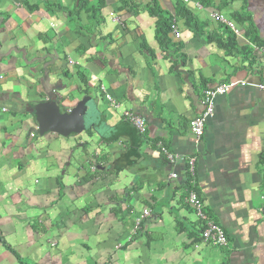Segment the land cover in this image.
<instances>
[{"label":"crops","instance_id":"0c3cea01","mask_svg":"<svg viewBox=\"0 0 264 264\" xmlns=\"http://www.w3.org/2000/svg\"><path fill=\"white\" fill-rule=\"evenodd\" d=\"M125 1L0 0V264H264V0ZM154 5L179 40L158 42ZM216 12L237 35L209 18ZM228 82L245 85L215 100L196 144L188 123L201 92ZM100 86L145 119L144 135ZM85 97L89 131L35 133L34 106L54 100L65 113ZM190 158L223 249L200 243L184 204Z\"/></svg>","mask_w":264,"mask_h":264},{"label":"built area","instance_id":"2783aa9c","mask_svg":"<svg viewBox=\"0 0 264 264\" xmlns=\"http://www.w3.org/2000/svg\"><path fill=\"white\" fill-rule=\"evenodd\" d=\"M184 3H187L188 0H182ZM209 18L217 23L225 25L230 29L235 35L237 32L234 30L231 23L224 20V18L219 13H211ZM114 22H117V19L114 18ZM169 33L175 40L180 39V34L176 28L175 22H171L169 26ZM245 84L242 82H228L223 84H218L212 87L204 89L200 94L199 106L201 107V113L192 119L188 123V132L193 136L195 143L199 144L203 134L205 123L213 117L214 114V102L217 98L223 97L232 91L235 88L243 87ZM260 90H264V82L258 85ZM100 93L102 94L104 100L110 106V108L120 111V116L122 122L129 125L139 136L144 135L145 133V119L131 111L122 110L120 105L113 101L110 96L106 93L103 86L99 88ZM59 98V96H56ZM37 133V130L35 131ZM31 138H34V134L31 135ZM158 151L161 155L164 156L167 163L173 167L176 163V156L167 151L162 145H158ZM194 158H190L187 161V173L190 177L191 186L195 182V171H194ZM92 172L95 171V167L91 168ZM170 180H176L177 175L175 173L169 174L168 177ZM184 204L188 206L194 213L196 219L202 224V229L200 232V243L204 246H210L212 248L223 249L227 246V239L223 229L217 225L214 221L208 219L204 214V206L200 198L193 191H185ZM144 217H148L149 213H143ZM139 222H136L134 231L138 230Z\"/></svg>","mask_w":264,"mask_h":264},{"label":"water","instance_id":"95a60500","mask_svg":"<svg viewBox=\"0 0 264 264\" xmlns=\"http://www.w3.org/2000/svg\"><path fill=\"white\" fill-rule=\"evenodd\" d=\"M94 107L93 100L83 98L70 111L62 113L57 101L51 100L32 108L38 135L53 134L62 138L80 135L91 128L87 115Z\"/></svg>","mask_w":264,"mask_h":264},{"label":"trees","instance_id":"16d2710c","mask_svg":"<svg viewBox=\"0 0 264 264\" xmlns=\"http://www.w3.org/2000/svg\"><path fill=\"white\" fill-rule=\"evenodd\" d=\"M197 1L199 2V4L201 6H211L213 0H197ZM228 1H230V0H228ZM120 2L123 5L127 4V2L125 0H120ZM102 5H103V3L100 1V3H97L95 8L91 10V14H92L93 18H95V19L98 18V13H99V10L102 7ZM148 14L150 16L156 17L159 20V23L157 25V30H156V37L158 39V42L160 44L167 43L166 37L169 33V26H170L171 21L173 19L170 17H166V15H164L162 10H160V8L156 5H154V7H152V9H148ZM176 16L178 18H182L184 20L185 25L188 28H190L195 35H198L197 29H196L198 27V23H197L196 18L191 13H189L183 6L178 7V9L176 11ZM235 17H237V16H235ZM229 36H230V33L227 37V41H230L233 43L234 42V36L233 35H231L230 37ZM183 187L186 191L193 189V191L199 197V195L196 191L195 185L191 186V184H190V177L187 173V168L185 169V178H184V182H183Z\"/></svg>","mask_w":264,"mask_h":264},{"label":"rangeland","instance_id":"374dc122","mask_svg":"<svg viewBox=\"0 0 264 264\" xmlns=\"http://www.w3.org/2000/svg\"><path fill=\"white\" fill-rule=\"evenodd\" d=\"M87 122H89L88 117H87Z\"/></svg>","mask_w":264,"mask_h":264}]
</instances>
